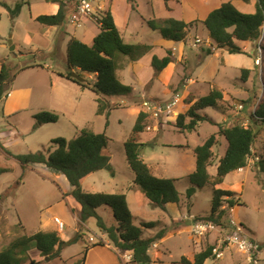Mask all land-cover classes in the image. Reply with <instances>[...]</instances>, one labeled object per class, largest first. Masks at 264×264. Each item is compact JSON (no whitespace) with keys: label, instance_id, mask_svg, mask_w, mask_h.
<instances>
[{"label":"rangeland","instance_id":"rangeland-1","mask_svg":"<svg viewBox=\"0 0 264 264\" xmlns=\"http://www.w3.org/2000/svg\"><path fill=\"white\" fill-rule=\"evenodd\" d=\"M0 2L11 9L20 5V13L15 19L0 5V71L6 66L12 76L0 101V167L8 169L0 176V251L23 235L30 236L55 228L63 241L77 235L81 236V240L67 247L61 255L62 259L52 261H48L49 257L40 253L35 245L30 246L25 254L36 264H80L86 248L89 251L98 242L111 244L95 219L80 223L79 214L76 215L72 211L73 206L64 200L63 195L70 193L71 186L61 173L49 171L42 165L23 167L14 158L47 149L53 139L71 140L76 130L83 128L106 133L109 138L108 154L114 169V175L107 170L89 175L82 182L83 190L88 193L126 194L133 215L145 221L158 222L156 228L145 230L144 237L167 230L163 241L157 243L156 251L154 248L151 251H154L152 264H179L183 256L194 260L195 254L207 246H217L220 236L229 231L227 221L223 220L225 215L220 225L215 224L212 230L200 232L194 226L199 223L197 218L205 219L210 214L214 189L209 184L199 188L190 182L189 177L196 166L194 149L217 134V144L208 168L209 174L216 175L219 160L228 147L225 138L218 135V126H248L254 121L252 108L264 101V69L260 75L254 63L258 52L256 49L252 53L253 44H243V53L239 54L217 49L211 43L203 22L212 10L228 2L242 14L255 13L259 0H169L167 3L165 0H112L109 6L124 41L151 48L139 63L144 67L139 74L144 78L149 74L146 80H151L146 88L140 89V81H143H133L134 73L136 76L134 69L138 68L129 58H124L118 77L123 84L139 88V95L134 90L131 96L110 98L113 109L108 119L97 114L98 96L93 91L58 77V74L67 72L70 39L75 37L83 43L93 39L100 31L96 21L86 19L80 26H74L67 20L55 31L54 27L49 28L34 19L36 13L53 12L48 0ZM169 18L193 24L184 41L163 39L159 31L148 25V21L163 22ZM198 39L204 44L196 43ZM208 43L212 46L209 47ZM262 45L264 50V41ZM169 51L174 52L173 62L177 61L173 71L170 63L156 73L151 65L153 57L162 59ZM32 65L40 69L22 72ZM262 65L264 67V51ZM132 66L135 67L133 70ZM243 70H249L247 79L242 75ZM212 89L221 91L224 99L217 107L198 112L200 116H207L208 120L200 123L196 131L180 132L175 126L179 114ZM176 95L180 96V101L175 111L168 117L148 116L140 136L142 158L152 167L153 173L161 178L177 180L180 203L169 204L162 210L148 204L139 188H129L134 174L126 161L124 143L132 134L138 115L144 112V102L161 105L171 102ZM240 106L243 108L240 109ZM42 112L57 115L59 119L56 123L39 127L40 121L34 115ZM34 124L36 131L33 130ZM253 126L259 131L247 160V169L229 174L216 188L235 194L238 223L247 235L264 240V124L256 122ZM190 187H195L196 191L188 200L186 192ZM223 199L224 207H227L230 199ZM221 210L224 211L223 208ZM98 214L108 225L115 223L112 210L101 207ZM56 217L65 224L63 233L54 221ZM119 253L123 264L131 262L129 253ZM204 264L248 263L245 255L236 247H230L222 259L209 258ZM259 264H264V256Z\"/></svg>","mask_w":264,"mask_h":264},{"label":"trees","instance_id":"trees-1","mask_svg":"<svg viewBox=\"0 0 264 264\" xmlns=\"http://www.w3.org/2000/svg\"><path fill=\"white\" fill-rule=\"evenodd\" d=\"M59 4V11L56 15H42L35 20L47 27L62 26L69 18L70 9L67 3L62 0L59 1ZM0 5L10 12L12 19L18 17L20 5H16L14 9L4 2H0ZM96 23L100 31L94 37L92 44L83 43L75 37L70 39L67 45V72L58 75L82 88L93 91L98 96L96 99L97 114L108 119L110 111L113 109L109 99L123 98L134 93L133 87L123 84L118 77L121 61L124 58H129L131 62L137 63L151 48L147 45L126 43L109 10H106ZM203 24L217 49H227L230 54L243 53L238 42L256 43L262 34L264 0H259L257 11L252 14H242L231 3H223L209 13ZM148 25L154 31H159L164 39L182 42L193 24L169 18L163 22L151 20L148 21ZM208 53L211 54L210 51ZM172 62V52L169 51L168 55L162 59L154 56L151 65L156 73H160ZM75 72L81 73L79 75L86 78L87 75L93 74L96 78L92 80L87 78L88 80L81 83L71 77ZM248 74L249 70H243L244 79H247ZM11 81L10 69L3 66L0 71V101ZM223 99L221 91L212 89L206 96L196 100L186 111L180 113L175 126L182 133L196 131L200 123L208 120L207 116H200L198 112L217 107ZM252 116V120L264 124V101L258 105ZM147 117L148 115L142 112L138 115L132 134L124 143L126 161L134 174L133 184L130 188H139L148 204L165 210L169 204L180 203V194L176 187L177 180L154 175L152 169L142 158L140 136L144 132V121ZM34 118L39 120L40 124L56 123L59 119L57 115L46 112L36 114ZM254 121L248 126L241 124L231 127H225L222 124L218 126V135L225 138L228 147L225 155L219 160L215 177L209 174L208 168L211 165L213 148L217 144V134L210 136L205 143L194 149L196 168L189 177L190 182L199 188L208 184L214 187L211 212L205 218L208 219L206 220L208 222L216 225H220L222 222L225 215V211L221 210L225 202L224 197H229L230 206H235L237 203L234 200L233 192L217 189L216 186L222 185L229 174L247 167V160L252 154L259 131H256L257 128L253 126L256 124ZM108 144L109 138L105 132L95 133L88 128H83L77 129L75 137L71 140L53 139L47 149L16 155L14 158L23 167L44 165L47 169L64 175L73 190L63 197L71 196L77 204V207L72 211L76 215L79 214L80 223L85 224L90 219H95L112 247L121 253L131 254L132 259L129 264H152L153 259L150 252L156 243L163 241L167 230L162 229L154 236L144 237L145 230L156 228L158 222L145 221L133 215L127 203L126 194L88 193L83 190L82 182L91 174L107 170L114 175L111 157L108 154ZM7 171L8 169L0 167V176ZM195 191V187H190L187 190L188 200L195 195ZM101 207L112 210L114 224L108 225L98 214V209ZM205 219L197 218L196 221H205ZM80 240L81 236L77 235L69 241H63L57 232L40 231L30 236L23 235L0 251V264H36L25 254L32 245H35L40 253L51 260L62 259V252ZM104 244L98 242L92 247L104 246ZM213 249L214 246H207L205 250L195 254L194 260L183 256L179 264H204L209 258H214ZM87 251L86 248L83 258L79 261L80 264L85 263Z\"/></svg>","mask_w":264,"mask_h":264},{"label":"built area","instance_id":"built-area-1","mask_svg":"<svg viewBox=\"0 0 264 264\" xmlns=\"http://www.w3.org/2000/svg\"><path fill=\"white\" fill-rule=\"evenodd\" d=\"M110 1L111 0H68L67 5L70 9L68 20L74 26H80L81 22L86 19H94L97 22L103 15V13L107 10L106 6ZM260 37L261 38L258 40L259 43L256 45L258 56L255 58L254 63L255 66L259 68L261 75L264 69L263 65L261 66L264 51L262 48V43L264 41V28ZM196 43H202V41L198 39ZM208 45L209 47L212 46V44L210 43H208ZM261 67L263 68L260 69ZM179 101V95H176L171 100V102L161 105L146 101L143 104V113L153 118L162 116L168 117L170 116L171 112L175 111L176 107L179 104ZM255 105V107L252 108L254 112L257 109V105L259 104ZM239 108L241 109L243 108V106H240ZM222 208L226 212L223 220L227 221V227L229 228V231L226 235L220 236L218 245L214 246L213 256L216 259H222L225 251H228L230 247H236L243 255H245L248 264H259L262 257L264 256V243L260 242L256 237H251L245 233L242 225L238 223L235 217V206L228 205L227 207H224L223 205ZM205 221H200L194 226H196L197 229H200V232H202L203 230L209 231L215 228V224L208 221H206V223ZM56 224L58 225L60 231L63 232L65 224L59 219H56ZM131 259L132 256L130 255L129 261Z\"/></svg>","mask_w":264,"mask_h":264},{"label":"crops","instance_id":"crops-1","mask_svg":"<svg viewBox=\"0 0 264 264\" xmlns=\"http://www.w3.org/2000/svg\"><path fill=\"white\" fill-rule=\"evenodd\" d=\"M59 1H61V0H48V2H49V4H51V6H53V12L52 13H43V14H51V15H56L57 14V12L59 11ZM63 2H65V3H67L66 2V0H62ZM112 1V0H111ZM111 1L107 4V6H106V9L107 10H109L111 13H112V10H111V6H109V4L111 3ZM222 5V4H221ZM220 5V6H221ZM219 6V7H220ZM37 15L34 17V19H36L37 17H39V16H41V15H43L42 13H36ZM209 15V14H208ZM207 15V16H208ZM206 19V18H205ZM50 28V27H49ZM55 28V31H56V28L57 27H54ZM98 33H96V35H97ZM96 35H94V37L96 36ZM123 35V34H122ZM209 37H210V35H209ZM124 38V37H123ZM163 38V37H162ZM94 39V38H93ZM93 39H90V41H86L85 43L86 44H92V42H93ZM164 39V38H163ZM210 40H211V43H214L213 42V40L211 39V37H210ZM159 43H161V45H162V42L160 41ZM158 43V44H159ZM248 43H251V44H253L254 45V48L252 49V53L253 52H255L256 51V43L255 42H238V45L244 50V46L242 47V45L243 44H248ZM256 46V47H255ZM169 48V47H168ZM172 50V49H171ZM248 50V47L246 46V51ZM172 57H174V52H172ZM164 58V57H163ZM133 63V62H132ZM139 63H141V60L139 61V62H137V63H133V65L136 67V68H138V69H134L135 67L134 66H132V70L134 69L135 70V72H136V76H135V73H134V82H139V80H142L143 82H141L140 81V89H144V88H146V84H147V82H149L151 79L149 78L148 80H146V78L148 77V75H147V77H143V76H141L140 74H141V72H143V70H144V67H143V65L142 64H139ZM177 63V61H174L173 63H171L170 64V68H171V70L173 71V68H174V65ZM35 65H32V66H28V67H26V68H24L23 70H22V72L23 71H27V70H33V69H37V70H39L40 68H35L34 67ZM139 72H140V74H139ZM151 73V72H150ZM153 75V74H152ZM152 75H151V78H152ZM249 75H250V73L248 74V76L247 77H249ZM58 77L59 78H61V79H64V78H62V77H60L59 75H58ZM92 78V79H94V78H96V76L95 75H87V78ZM64 80H66V79H64ZM66 81H68V80H66ZM69 83H72V82H70V81H68ZM139 85V84H138ZM129 86H131V85H129ZM132 87V86H131ZM136 89L135 87H133V89L135 90V92H137L138 90H140V89ZM138 93V92H137ZM144 95H146L145 93H143ZM138 95H139V93H138ZM35 116V115H34ZM40 126H43V124H39V127ZM37 128V127H36ZM33 130L34 131H36L37 129H35V124H34V126H33ZM31 166H33V165H31ZM42 166H44V165H42ZM29 167V166H28ZM44 168L45 169H47L45 166H44ZM151 169H152V167H150ZM195 168H196V166H195ZM245 169H247V167L245 168ZM47 170H49V169H47ZM49 171H51V170H49ZM195 171V170H194ZM152 173H153V169H152ZM154 174V173H153ZM155 175V174H154ZM211 176H215V175H212V174H210ZM64 176V175H63ZM58 177V176H57ZM65 177V176H64ZM66 178V177H65ZM67 180V179H66ZM69 183V182H68ZM70 185V184H69ZM132 186V185H131ZM130 186V187H131ZM129 187V188H130ZM134 189H136V188H133L132 190H134ZM73 189H72V187L69 189V192L71 193V191H72ZM69 193V194H70ZM65 194H67V193H65ZM68 195V194H67ZM64 200L66 201V202H69L72 206H73V208H76L77 207V204L73 201V199H72V197L71 196H66L65 198H64ZM63 202V201H62ZM240 202H241V199H240ZM63 204H64V202H63ZM238 212H239V209L237 208L236 209V214H238ZM239 216V215H238ZM56 219H59L60 221H62L59 217H56L55 218V223H56ZM63 222V221H62ZM56 230H57V228H55V229H53V230H49V231H44V232H56ZM58 233V232H57ZM63 233V232H62ZM257 238V237H256ZM260 242H262V243H264V240H260L259 238H257ZM71 240V239H70ZM69 241V240H68ZM158 247V244L156 243L155 245H154V251H156V248ZM154 251H153V253H151V255H152V257H153V254H154ZM64 252V251H63ZM62 252V253H63ZM88 253V255H87V260L85 261V263L84 264H123V261H122V258H121V256H120V253L118 252V251H116V249L114 248V247H112V245H110L108 242H106L105 244H104V246H99V247H93V248H91L89 251H87ZM131 255V254H130ZM105 258H106V260H105ZM154 258V257H153ZM31 260V259H30ZM59 260V259H58ZM34 261V260H33ZM50 261H52V260H50ZM39 263H42V261H40Z\"/></svg>","mask_w":264,"mask_h":264},{"label":"water","instance_id":"water-1","mask_svg":"<svg viewBox=\"0 0 264 264\" xmlns=\"http://www.w3.org/2000/svg\"><path fill=\"white\" fill-rule=\"evenodd\" d=\"M14 47H12L11 50H13ZM71 77L74 80H77L78 82L84 83L86 81V79L84 77H82L81 75H79L78 73H72ZM48 261H50V258H47Z\"/></svg>","mask_w":264,"mask_h":264},{"label":"clouds","instance_id":"clouds-1","mask_svg":"<svg viewBox=\"0 0 264 264\" xmlns=\"http://www.w3.org/2000/svg\"><path fill=\"white\" fill-rule=\"evenodd\" d=\"M91 75H93V74H91ZM88 79H89V80H92V78H89V77H88Z\"/></svg>","mask_w":264,"mask_h":264}]
</instances>
